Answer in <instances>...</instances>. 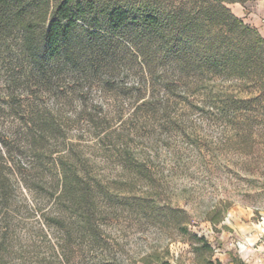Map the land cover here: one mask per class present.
Here are the masks:
<instances>
[{"label":"rangeland","instance_id":"1","mask_svg":"<svg viewBox=\"0 0 264 264\" xmlns=\"http://www.w3.org/2000/svg\"><path fill=\"white\" fill-rule=\"evenodd\" d=\"M241 1L247 11L255 2ZM19 40L17 29L0 26L5 261L59 264L48 244L61 233L42 214L66 209L56 200L66 177L89 187L101 241L92 247L75 233L80 249L65 264H264L256 241L264 227V76L172 82L170 65H159L166 75L149 74L129 49L115 77L75 79L66 68L55 90L27 91L10 79ZM143 98L149 103L139 107ZM34 112L57 125L31 150Z\"/></svg>","mask_w":264,"mask_h":264},{"label":"trees","instance_id":"2","mask_svg":"<svg viewBox=\"0 0 264 264\" xmlns=\"http://www.w3.org/2000/svg\"><path fill=\"white\" fill-rule=\"evenodd\" d=\"M233 3L242 1L179 0L165 7L156 0H0L2 30L17 29L20 38L18 54L9 62L16 68L10 75L11 83L21 84L27 91L42 85L55 90L66 68L75 79H92L100 70L99 77L103 74L102 78L110 79L115 77L111 73L122 67L124 51L129 49L149 74L166 75V67L159 65H170L176 75L172 82L196 81L203 76L245 78L250 73L263 77L264 38L232 12L229 4ZM143 99L139 107L148 105ZM29 122L40 126L25 135L31 139L30 149L35 150L36 141L52 135L57 124L38 112ZM72 181L66 177L61 180L56 196L66 209L42 214L47 225L53 223L61 233L57 242L48 244L57 253L59 264L79 252L75 233L87 238L92 247L100 246L101 241L94 219V197L88 186L75 178ZM31 243L37 247L36 242ZM7 249L0 245V264H11L5 261ZM36 261L49 263L46 258Z\"/></svg>","mask_w":264,"mask_h":264},{"label":"crops","instance_id":"3","mask_svg":"<svg viewBox=\"0 0 264 264\" xmlns=\"http://www.w3.org/2000/svg\"><path fill=\"white\" fill-rule=\"evenodd\" d=\"M229 8L236 16L257 27L262 35H264V0H255L248 11L239 3L229 4ZM258 230L256 241L259 238V234H261V227Z\"/></svg>","mask_w":264,"mask_h":264},{"label":"built area","instance_id":"4","mask_svg":"<svg viewBox=\"0 0 264 264\" xmlns=\"http://www.w3.org/2000/svg\"><path fill=\"white\" fill-rule=\"evenodd\" d=\"M257 242H261V249L264 250V227H261V234H259V238Z\"/></svg>","mask_w":264,"mask_h":264}]
</instances>
